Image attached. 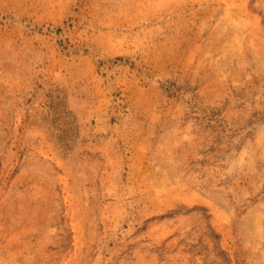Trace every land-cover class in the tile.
<instances>
[{"label": "rangeland", "instance_id": "374dc122", "mask_svg": "<svg viewBox=\"0 0 264 264\" xmlns=\"http://www.w3.org/2000/svg\"><path fill=\"white\" fill-rule=\"evenodd\" d=\"M0 264H264V0H0Z\"/></svg>", "mask_w": 264, "mask_h": 264}]
</instances>
